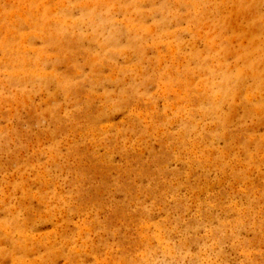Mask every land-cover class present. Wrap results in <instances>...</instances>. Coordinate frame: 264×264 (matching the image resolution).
I'll use <instances>...</instances> for the list:
<instances>
[{
	"label": "rangeland",
	"instance_id": "obj_1",
	"mask_svg": "<svg viewBox=\"0 0 264 264\" xmlns=\"http://www.w3.org/2000/svg\"><path fill=\"white\" fill-rule=\"evenodd\" d=\"M0 264H264V0H0Z\"/></svg>",
	"mask_w": 264,
	"mask_h": 264
}]
</instances>
